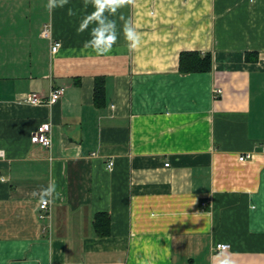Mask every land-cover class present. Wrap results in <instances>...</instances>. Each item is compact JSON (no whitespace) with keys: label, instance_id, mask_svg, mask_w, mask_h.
I'll use <instances>...</instances> for the list:
<instances>
[{"label":"crops","instance_id":"crops-1","mask_svg":"<svg viewBox=\"0 0 264 264\" xmlns=\"http://www.w3.org/2000/svg\"><path fill=\"white\" fill-rule=\"evenodd\" d=\"M47 4L0 0V264H264V0Z\"/></svg>","mask_w":264,"mask_h":264},{"label":"clouds","instance_id":"clouds-1","mask_svg":"<svg viewBox=\"0 0 264 264\" xmlns=\"http://www.w3.org/2000/svg\"><path fill=\"white\" fill-rule=\"evenodd\" d=\"M104 2V0H94V3L97 7V10H100V5ZM67 3V0H48L47 8L51 10L52 8L56 7L57 5L63 6V4ZM113 7L109 8V11H114L116 6H119V0H112ZM105 7H108L105 5ZM69 14H72V9H69ZM86 25H82L85 27ZM82 30L78 29V31ZM124 34L125 37L132 41V44L135 45L139 43V34L136 32L135 28L130 25L126 24L124 26ZM91 39L85 41V46H91L97 51H108L111 48V43L117 39L116 33V25L115 21L109 19L108 17L104 16L103 14L97 20L96 26L91 29ZM103 38L105 46L103 48L100 47L101 39ZM49 198L54 196H58L59 192L57 191L55 185L49 184L45 189L42 190ZM221 264H233V262L226 256L224 260L221 261Z\"/></svg>","mask_w":264,"mask_h":264},{"label":"built area","instance_id":"built-area-1","mask_svg":"<svg viewBox=\"0 0 264 264\" xmlns=\"http://www.w3.org/2000/svg\"><path fill=\"white\" fill-rule=\"evenodd\" d=\"M42 33L46 36L51 35V31L49 25H45ZM61 42L55 40L52 44V51H56L60 47ZM65 91L64 86H53L49 91L47 96L40 95L37 92H30L25 96V100L31 103H48L53 104L59 100V98L63 95ZM216 91L221 92V88H217ZM31 141L32 142H39L47 147H51L53 142L52 136V128L50 122H43L41 123L37 129L31 134ZM0 154H3V151H0ZM252 156V153H245L239 155L240 160H245ZM114 164L113 160H109L107 165L108 167H112ZM168 164V163H167ZM50 206L51 200L49 198H43L40 202V209H41V217H45L48 213H50ZM230 244L227 242L217 243L216 247L220 250L229 248Z\"/></svg>","mask_w":264,"mask_h":264},{"label":"trees","instance_id":"trees-1","mask_svg":"<svg viewBox=\"0 0 264 264\" xmlns=\"http://www.w3.org/2000/svg\"><path fill=\"white\" fill-rule=\"evenodd\" d=\"M184 54L186 53L181 54V57H184ZM102 91H103L102 84L100 81H97V87H96L97 99L100 97ZM94 222L97 232L99 234H106L109 232L110 214L108 212L101 211L96 213Z\"/></svg>","mask_w":264,"mask_h":264}]
</instances>
